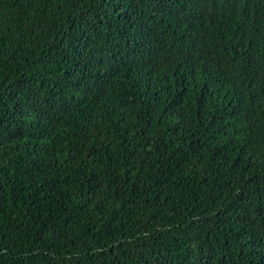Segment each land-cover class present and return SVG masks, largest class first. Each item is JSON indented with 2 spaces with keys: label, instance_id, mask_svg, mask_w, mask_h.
I'll return each mask as SVG.
<instances>
[{
  "label": "trees",
  "instance_id": "trees-1",
  "mask_svg": "<svg viewBox=\"0 0 264 264\" xmlns=\"http://www.w3.org/2000/svg\"><path fill=\"white\" fill-rule=\"evenodd\" d=\"M0 264H264V0H0Z\"/></svg>",
  "mask_w": 264,
  "mask_h": 264
}]
</instances>
